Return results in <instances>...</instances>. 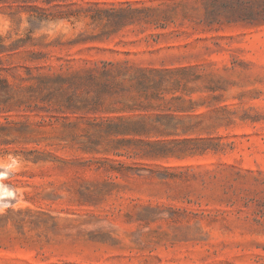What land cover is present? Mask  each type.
<instances>
[{
	"label": "rangeland",
	"instance_id": "obj_1",
	"mask_svg": "<svg viewBox=\"0 0 264 264\" xmlns=\"http://www.w3.org/2000/svg\"><path fill=\"white\" fill-rule=\"evenodd\" d=\"M213 4L0 0V264H264V0Z\"/></svg>",
	"mask_w": 264,
	"mask_h": 264
},
{
	"label": "trees",
	"instance_id": "obj_2",
	"mask_svg": "<svg viewBox=\"0 0 264 264\" xmlns=\"http://www.w3.org/2000/svg\"><path fill=\"white\" fill-rule=\"evenodd\" d=\"M234 2L235 5H245V6H249L250 4H252L253 6H255V3L259 2V0H213L214 2V6H226L228 4V2ZM263 11L264 14V9L260 8V9H254L252 11H249L246 15H249V17H246L247 19H249V21H255V17L257 15V13L261 14ZM3 36L0 35V54L3 52H9V51H14L16 49L19 48L18 44H12V45H6L3 44ZM61 80L58 78V76L56 78H52V77H45V82L46 83H59ZM133 122H128V121H121L120 123H112L110 121L109 124L114 125V127L118 128V129H126L128 128ZM138 123L144 124L142 123V121H138ZM145 126V124L143 125ZM143 128V127H142ZM145 129V128H143ZM119 131V130H118Z\"/></svg>",
	"mask_w": 264,
	"mask_h": 264
},
{
	"label": "clouds",
	"instance_id": "obj_3",
	"mask_svg": "<svg viewBox=\"0 0 264 264\" xmlns=\"http://www.w3.org/2000/svg\"><path fill=\"white\" fill-rule=\"evenodd\" d=\"M16 164V161L13 160V165ZM12 165H8L6 170L3 172H0V180L6 179L9 175V170L11 169ZM0 187L7 188V185H0Z\"/></svg>",
	"mask_w": 264,
	"mask_h": 264
},
{
	"label": "bare ground",
	"instance_id": "obj_4",
	"mask_svg": "<svg viewBox=\"0 0 264 264\" xmlns=\"http://www.w3.org/2000/svg\"><path fill=\"white\" fill-rule=\"evenodd\" d=\"M8 191V190H7ZM1 193V192H0ZM4 193V192H3ZM1 195H2V193H1ZM1 198V197H0Z\"/></svg>",
	"mask_w": 264,
	"mask_h": 264
}]
</instances>
